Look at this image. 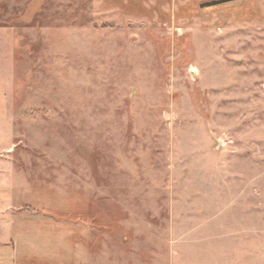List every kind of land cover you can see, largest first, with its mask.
Instances as JSON below:
<instances>
[{"label":"rangeland","instance_id":"1","mask_svg":"<svg viewBox=\"0 0 264 264\" xmlns=\"http://www.w3.org/2000/svg\"><path fill=\"white\" fill-rule=\"evenodd\" d=\"M0 264H264V0H0Z\"/></svg>","mask_w":264,"mask_h":264}]
</instances>
